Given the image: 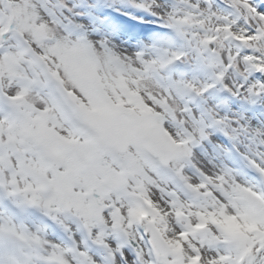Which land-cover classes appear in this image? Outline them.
I'll return each instance as SVG.
<instances>
[{"label":"snow or ice","instance_id":"6c2138e0","mask_svg":"<svg viewBox=\"0 0 264 264\" xmlns=\"http://www.w3.org/2000/svg\"><path fill=\"white\" fill-rule=\"evenodd\" d=\"M247 3L264 18V0ZM26 7L24 21L0 19V264H264V121L249 115L264 107V75L225 83L230 65L205 55L209 36L170 50L186 36L175 4L163 14L150 0ZM132 10L173 35L121 50L136 38ZM186 62L194 75L174 74ZM206 144L230 163L197 165ZM153 191L174 236L153 223ZM237 218L260 238L231 227Z\"/></svg>","mask_w":264,"mask_h":264},{"label":"rangeland","instance_id":"374dc122","mask_svg":"<svg viewBox=\"0 0 264 264\" xmlns=\"http://www.w3.org/2000/svg\"><path fill=\"white\" fill-rule=\"evenodd\" d=\"M223 3L232 7L233 12L229 13L221 8L212 4L209 0H157L158 3L163 5V14L165 11H170L172 5L177 6L176 18L178 20H184V31L186 36L180 38V44L178 46H168L170 50L179 49L187 40L193 37L204 39L205 36H209L212 39L208 43V51L205 53L216 64H220L222 61L230 65V71L226 77L225 83L229 85L243 82L242 77H247L248 80H252V70L258 71L261 75H264V18L257 20L254 11L249 8L247 0H222ZM28 0H7V5L0 4V19L14 18L20 21H24L28 18L27 10ZM212 6V11L209 13L208 5ZM191 5L195 8L198 5V10L193 11L190 15H187L188 6ZM5 9V10H4ZM132 16L143 19L149 24L162 25L158 18L151 16L150 14L143 13L137 15L135 11H132ZM136 38L129 39L127 36L122 37L118 41V46L121 50H131L137 44L138 41L145 43H151L154 35L141 36L133 31ZM237 39L243 43V49L238 50L233 45L229 44L226 37ZM161 41L166 38H158ZM192 57H188L190 62ZM191 78L194 73L187 74ZM199 79L205 80L207 78L204 73H196ZM258 80V79H257ZM119 87V86H117ZM218 89V88H217ZM264 107L257 104L255 109L249 113L257 122L264 121ZM145 114L144 112L141 113ZM264 151V148L261 149ZM154 193V195H153ZM153 199L159 200V209H155L152 212V219L154 225L160 230H166L169 236L175 235L176 222L172 213L169 212L167 221L162 218L161 211H168L167 205L160 199V193L153 191ZM210 220H214L213 217H207L202 220L205 224ZM230 226L237 228L240 231L246 232L249 240L260 238V234L255 226L245 228L244 225L237 218L236 221L230 222ZM184 237H178L171 241V250L174 251L177 260L183 256L186 250L180 244V241ZM196 264V261H193Z\"/></svg>","mask_w":264,"mask_h":264},{"label":"clouds","instance_id":"9594fccd","mask_svg":"<svg viewBox=\"0 0 264 264\" xmlns=\"http://www.w3.org/2000/svg\"><path fill=\"white\" fill-rule=\"evenodd\" d=\"M150 3H152L153 5H159V9L153 8V11H156L158 14L163 11V5L161 3H158L157 0H150ZM216 143L219 142L216 141ZM192 158L197 165L207 168L209 171H214L222 163H230V161H228L227 159L224 160L219 159L214 154L212 148L207 144L204 145L203 147L196 148L193 152Z\"/></svg>","mask_w":264,"mask_h":264}]
</instances>
